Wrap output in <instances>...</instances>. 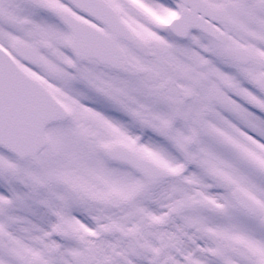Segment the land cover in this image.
I'll return each instance as SVG.
<instances>
[{"label": "snow or ice", "instance_id": "snow-or-ice-1", "mask_svg": "<svg viewBox=\"0 0 264 264\" xmlns=\"http://www.w3.org/2000/svg\"><path fill=\"white\" fill-rule=\"evenodd\" d=\"M0 264H264V0H0Z\"/></svg>", "mask_w": 264, "mask_h": 264}]
</instances>
